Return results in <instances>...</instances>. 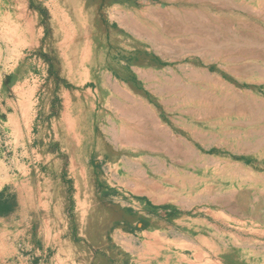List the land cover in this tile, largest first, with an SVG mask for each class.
<instances>
[{"label":"rangeland","instance_id":"374dc122","mask_svg":"<svg viewBox=\"0 0 264 264\" xmlns=\"http://www.w3.org/2000/svg\"><path fill=\"white\" fill-rule=\"evenodd\" d=\"M6 1L2 60L43 80L8 190L17 161L77 181L47 264H264V0Z\"/></svg>","mask_w":264,"mask_h":264},{"label":"crops","instance_id":"0c3cea01","mask_svg":"<svg viewBox=\"0 0 264 264\" xmlns=\"http://www.w3.org/2000/svg\"><path fill=\"white\" fill-rule=\"evenodd\" d=\"M7 6L11 7L6 0L0 2L1 19L3 13L6 14ZM9 60H12V57L5 55L2 60L0 54V264H47V259H51V255L53 258L58 249H65L64 262H68L72 259L74 246L71 239V232L74 229L68 212L70 204L68 190L71 186L74 187L77 181L67 180L70 178L69 175L63 177L61 168L58 170L59 175L52 177L39 171L35 165L31 170H34L36 175L31 177L28 175L29 163L23 165L17 161L19 167L26 170L27 175L23 179L20 178L19 193L8 190V186L15 178L11 168L12 160L7 156L8 146L5 137L13 125L20 126L24 150L27 152L30 145V121L34 122L39 116L42 117L39 114L40 106L32 110V107L27 108L19 104L21 102L18 100L17 89L20 86L30 89L28 93L32 95L34 88L39 89V82H43L39 81L38 74L36 76L32 74L31 81L29 78L19 80L14 73L21 65L13 63L8 66ZM67 60L64 59L63 62L70 68L73 62ZM116 91L119 94L124 93L123 96L127 94L126 89ZM127 98L132 103L135 102L131 100L130 95ZM141 108L144 109L143 112H148L144 106ZM125 109L119 107L117 112L120 116L124 117ZM128 120V128L125 127L127 133L134 124V118L129 117ZM49 166L57 168L60 163L52 160Z\"/></svg>","mask_w":264,"mask_h":264},{"label":"bare ground","instance_id":"6f19581e","mask_svg":"<svg viewBox=\"0 0 264 264\" xmlns=\"http://www.w3.org/2000/svg\"><path fill=\"white\" fill-rule=\"evenodd\" d=\"M55 11V13H57V11L56 10H54ZM121 23V22H120ZM206 40V39H205ZM205 44V43H204ZM209 44V43H208ZM203 45V44H202ZM199 46V45H198ZM205 46V45H204ZM200 48V47H199ZM205 73V72H204ZM204 78H205V75H204ZM218 83V82H217ZM219 84H221V83H219ZM226 85V84H225ZM222 86V85H221ZM193 94V93H192ZM198 97V96H197ZM200 97H202V96H200ZM236 111V110H235ZM240 112V111H239ZM244 113V112H243Z\"/></svg>","mask_w":264,"mask_h":264}]
</instances>
